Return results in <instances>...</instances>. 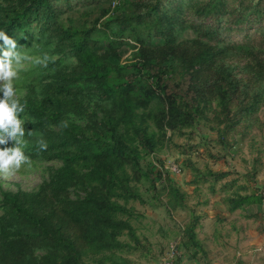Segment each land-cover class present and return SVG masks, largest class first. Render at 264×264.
<instances>
[{"label":"trees","instance_id":"16d2710c","mask_svg":"<svg viewBox=\"0 0 264 264\" xmlns=\"http://www.w3.org/2000/svg\"><path fill=\"white\" fill-rule=\"evenodd\" d=\"M11 3L0 18V31L20 51L32 56L40 46L49 55L75 58L72 77L43 91L37 109L47 106L57 116L72 97L70 85L95 94L109 108L90 135L70 127L44 133L46 151L32 148V154L60 165L35 191L1 194L0 264H127L122 253L137 244L127 204L139 199L130 183L135 174L146 176L139 171L138 148L152 153L159 143L148 122L158 133L186 127L214 102L226 120L236 117L225 126L231 130L264 106V0ZM104 5L110 12L100 13V36L95 35L96 21L81 28L60 22L79 8ZM185 31L190 36L180 38ZM152 39L161 44L147 46ZM125 40L137 45L129 67L141 84L127 72L128 66L118 63L114 50L126 45ZM174 75L180 79L170 83ZM157 101L160 108L153 107ZM26 127L42 128L40 122ZM69 189L78 192L72 199ZM261 203V195L254 192L229 200L231 210ZM184 235L188 249L195 248L193 231L186 228Z\"/></svg>","mask_w":264,"mask_h":264},{"label":"rangeland","instance_id":"374dc122","mask_svg":"<svg viewBox=\"0 0 264 264\" xmlns=\"http://www.w3.org/2000/svg\"><path fill=\"white\" fill-rule=\"evenodd\" d=\"M11 2L0 0V18L9 12ZM106 11L105 5L79 8L63 15L60 22L81 28L96 21L99 32L95 35L100 36L104 19L100 13ZM189 36L190 32L185 31L180 38ZM125 43L114 50L118 63L128 66L127 72L133 75L136 84H141L140 76L129 67L135 61L137 45L128 40ZM145 44L156 47L161 41L152 39ZM103 46L102 41L96 46L99 52ZM44 53L50 54V50L39 46L32 56ZM52 56L57 57L58 65L43 68L26 63L14 82L21 103L26 104L25 115L31 120L24 125L25 138L29 140L25 154L33 161V167L31 170L22 168L8 181L11 190L0 187V198L4 192L35 191L49 173L59 167V161L32 154L38 137L70 130V127L81 129L78 133L88 136L99 126L103 111L109 108V104L99 102L95 94L70 85L69 97H72L57 116L53 117L47 106L37 109L43 91L72 77L75 62L68 63L69 57L64 55ZM177 76H171L169 82L177 83L180 79ZM153 107L161 105L157 101ZM235 119L231 115L230 121L226 120L213 102L201 118H195L186 127L158 133L148 122V131L156 134L159 143L152 153L138 148L139 171L146 176L135 174L130 183L139 199L127 204L133 211L130 224L137 237V244H130L122 253L127 264H264V106L227 130L225 126ZM65 121L67 127L62 126ZM37 122L41 123V130H31L34 135L27 137L30 130L26 125ZM12 146L10 142L8 147ZM168 186L175 188L178 194L167 193ZM68 192L69 199L78 193L76 189ZM252 192L261 195L259 206L230 209L229 200ZM79 195L82 196V192ZM186 228L193 231L195 248L188 249ZM172 247L176 254L168 257ZM85 264L93 263L87 260Z\"/></svg>","mask_w":264,"mask_h":264},{"label":"clouds","instance_id":"9594fccd","mask_svg":"<svg viewBox=\"0 0 264 264\" xmlns=\"http://www.w3.org/2000/svg\"><path fill=\"white\" fill-rule=\"evenodd\" d=\"M0 187L11 190L8 181L14 179L22 168L31 170L33 161L25 154L29 140L25 138V123H31L25 115L26 104L21 103L15 81L26 63H32L43 68L54 63L57 57L44 53L42 56H29L20 51L17 42L9 37L6 32L0 31ZM68 63H74L75 58L70 57ZM67 127V122H62ZM33 131L27 132V137H32ZM12 147H8L9 143ZM35 144L40 151H46L48 144L42 136L38 137Z\"/></svg>","mask_w":264,"mask_h":264},{"label":"built area","instance_id":"2783aa9c","mask_svg":"<svg viewBox=\"0 0 264 264\" xmlns=\"http://www.w3.org/2000/svg\"><path fill=\"white\" fill-rule=\"evenodd\" d=\"M174 254H176V249L172 247L170 248V251L168 252V257H172ZM166 264H168V262Z\"/></svg>","mask_w":264,"mask_h":264}]
</instances>
